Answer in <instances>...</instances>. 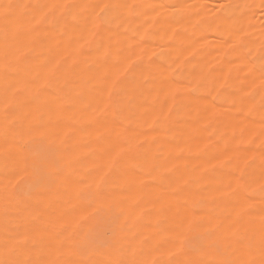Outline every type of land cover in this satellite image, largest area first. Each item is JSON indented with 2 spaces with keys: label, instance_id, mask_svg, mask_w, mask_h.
<instances>
[{
  "label": "bare ground",
  "instance_id": "6f19581e",
  "mask_svg": "<svg viewBox=\"0 0 264 264\" xmlns=\"http://www.w3.org/2000/svg\"><path fill=\"white\" fill-rule=\"evenodd\" d=\"M262 8L0 0V264H264Z\"/></svg>",
  "mask_w": 264,
  "mask_h": 264
},
{
  "label": "rangeland",
  "instance_id": "374dc122",
  "mask_svg": "<svg viewBox=\"0 0 264 264\" xmlns=\"http://www.w3.org/2000/svg\"><path fill=\"white\" fill-rule=\"evenodd\" d=\"M219 2H220V3H222L223 1H219ZM262 10L264 11V9H263V8H262ZM263 18H264L263 16H262V17H260L259 21H260V22H263Z\"/></svg>",
  "mask_w": 264,
  "mask_h": 264
},
{
  "label": "snow or ice",
  "instance_id": "6c2138e0",
  "mask_svg": "<svg viewBox=\"0 0 264 264\" xmlns=\"http://www.w3.org/2000/svg\"><path fill=\"white\" fill-rule=\"evenodd\" d=\"M5 264H7V262H5ZM253 264H254V262H253Z\"/></svg>",
  "mask_w": 264,
  "mask_h": 264
}]
</instances>
